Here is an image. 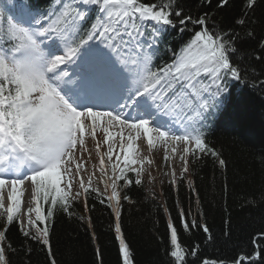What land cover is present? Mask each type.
<instances>
[{
	"label": "snow or ice",
	"instance_id": "obj_1",
	"mask_svg": "<svg viewBox=\"0 0 264 264\" xmlns=\"http://www.w3.org/2000/svg\"><path fill=\"white\" fill-rule=\"evenodd\" d=\"M204 2L210 4L211 0ZM256 2L247 0L246 9H253ZM228 3L220 0L219 7ZM248 16L245 11L235 23L244 25ZM169 30L182 36L191 31V36L179 52L164 49L172 57L166 62L161 45ZM247 35L252 37L253 33L248 31ZM239 39V33L210 24L207 13L197 17L186 14L175 0L163 4L142 0H9L0 7V215L6 213L11 224L23 203L27 221L26 227L21 222V231L25 237L42 241L51 259L46 222L57 204L68 211L76 178L86 197L90 192L101 195L99 188L92 187L91 176L86 185L80 175L84 164L77 150L87 151L88 135L96 141L104 190L110 189L100 203L106 199L115 216L122 264H131L120 224L119 182L131 185L127 173L141 174L133 167L138 162L133 144L143 133L151 148L155 133L165 144V162L168 146L184 145L180 156L184 172L188 171L190 153L193 158L198 153L211 154L223 167L225 161L207 145L203 129L219 106L225 81L242 78L241 69L233 62L239 55ZM260 47L264 49V41ZM98 133L103 134L102 140L97 139ZM102 145H107V151L101 155ZM176 151L172 147L173 155ZM26 181L31 182L30 189ZM135 184L140 185L141 180L136 179ZM80 195V191L75 193ZM124 199H130L126 193ZM43 204L50 205L46 214ZM179 217L186 232L200 227L209 234L206 224L198 225L196 219L189 224L183 208ZM168 228L173 264H189L188 257L195 259L199 246L186 249L171 220ZM5 239L0 231V264H7L2 246ZM254 243L264 245V237ZM51 264H56L54 259ZM234 264L257 262L241 255Z\"/></svg>",
	"mask_w": 264,
	"mask_h": 264
},
{
	"label": "trees",
	"instance_id": "obj_2",
	"mask_svg": "<svg viewBox=\"0 0 264 264\" xmlns=\"http://www.w3.org/2000/svg\"><path fill=\"white\" fill-rule=\"evenodd\" d=\"M142 2L163 4L168 0ZM175 2L186 14L197 17L207 13L210 24L214 22L218 29L240 34L239 55L233 62L241 69L242 78L236 82L226 80L230 83L228 90L224 89L225 96L219 100L226 107L206 139L207 145L225 161L223 167L211 154L189 156L188 171L175 184L162 181L156 189L132 183L123 192L120 224L131 264H173L169 255L170 220L183 247L191 250L199 246L195 259L188 257L189 264H234L241 255L264 264V245L254 243L264 237V49L260 47L264 41V0H257L253 9H246L247 0H229L223 8L219 7L220 0H211L210 4L204 0ZM245 11L249 13L245 17L248 22L237 25L235 21L244 17ZM190 36L191 31L184 44ZM178 40L180 33L166 37L176 51L182 47L173 44ZM161 49L163 60L169 62ZM125 193L130 198L127 201ZM101 198L90 193L85 196L87 207L69 200L67 212L59 204L53 208V216L46 224L51 259L56 264H122L116 221L108 202L100 203ZM42 206L46 214L50 205ZM180 208L189 224L193 219L198 225L206 224L211 239L200 227L186 232L180 222ZM0 231L6 236L7 264H51L48 247L40 240L25 237L16 219L9 224L0 215ZM31 232L35 234L36 229Z\"/></svg>",
	"mask_w": 264,
	"mask_h": 264
},
{
	"label": "rangeland",
	"instance_id": "obj_3",
	"mask_svg": "<svg viewBox=\"0 0 264 264\" xmlns=\"http://www.w3.org/2000/svg\"><path fill=\"white\" fill-rule=\"evenodd\" d=\"M102 136L103 134L98 136L99 140L103 139V138L101 139ZM85 143L88 153L91 154L90 150L96 147L95 141L88 139L86 136ZM182 148L183 147H181V149ZM168 150H170V146H168ZM165 154L166 153L164 151V143L161 141L159 143V147H155L154 150H150V147L146 146V150L145 152H143L138 167L136 168L141 170V175H143L144 179L149 183V186H154L156 189H159V186L163 180L165 182H169V181L172 182L173 179L179 178L183 172V162L180 159V156L183 153L180 152L179 150L178 152H176V155L178 156L175 155L172 157V155L170 156L169 152H167V155L169 157L167 162H165L164 160ZM77 156L78 157L83 156L81 162L84 164V166L89 167L87 171L85 170V167L81 171V172L86 171L85 174H80L84 178V180L88 181L89 176H91L92 179L96 178L100 182V184H103V182L101 181L102 176L99 170H97V165H99L100 156L98 157L95 155L93 158L88 154H84L83 150H80L79 148L77 150ZM91 160L93 161L91 162ZM113 161L115 162L114 157H113ZM105 166L107 170L108 168L111 170V166L107 160L105 161ZM173 173L175 175H173ZM61 187L62 188L65 187L64 181L61 182ZM65 190L67 191V189ZM78 190H79V177H77L75 183H73L72 190L69 195L74 197L75 193ZM108 193H110V189ZM23 208L27 210V207L24 204H23ZM22 221L24 222V225L26 227V223L24 219Z\"/></svg>",
	"mask_w": 264,
	"mask_h": 264
},
{
	"label": "bare ground",
	"instance_id": "obj_4",
	"mask_svg": "<svg viewBox=\"0 0 264 264\" xmlns=\"http://www.w3.org/2000/svg\"><path fill=\"white\" fill-rule=\"evenodd\" d=\"M193 27V26H192ZM189 28H191V25H189ZM176 33H179L175 30H169L168 34L165 36L164 38V44L161 45V48L165 49V48H171L170 47V43L166 42V37H168L169 39L172 37V35H176ZM187 34V33H186ZM186 34H184L183 36L180 34V40L176 41L175 43H173L176 47L182 46L185 43V37ZM243 82V81H242ZM246 82L244 81V86H245ZM171 155L173 157V153L171 152Z\"/></svg>",
	"mask_w": 264,
	"mask_h": 264
}]
</instances>
